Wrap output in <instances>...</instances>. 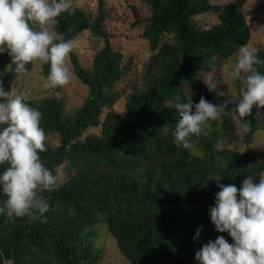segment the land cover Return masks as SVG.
Instances as JSON below:
<instances>
[{"label": "trees", "instance_id": "trees-1", "mask_svg": "<svg viewBox=\"0 0 264 264\" xmlns=\"http://www.w3.org/2000/svg\"><path fill=\"white\" fill-rule=\"evenodd\" d=\"M247 0H230L224 5L210 0H147L151 7L149 24L143 37L149 42L152 61L158 71L148 75L146 87L130 95L124 115L109 110L101 122L104 106L114 100L111 87L124 72L122 54L112 51L104 36L102 20L106 12L91 24L90 15L81 8L63 12L54 30L65 40L91 29L105 38L104 48L93 61V74L73 59L78 78L90 87V94L72 116H64V102L54 93L41 100H25L42 113L45 133L56 131L60 144L39 153L46 167L53 170L65 160L78 159L75 174L44 197L51 209L45 222L28 217L5 223L0 215V264H95L101 256L92 238L96 225L104 223L115 237L121 253L130 264H200L197 250L209 240L224 236L211 221L210 207L220 191L217 180L238 189L248 175L259 182L264 161L245 164L235 150L215 151L213 139L202 135L197 147L205 151L199 157L178 147L173 132L179 115L165 107L182 81L196 87L204 96L216 94L200 78L206 65L228 58L251 38V30L243 13ZM214 10L219 23L203 28L192 18ZM104 21V20H103ZM138 21V17H136ZM104 24V23H103ZM173 34L174 40H163ZM264 60V50H257ZM0 63L10 69L2 80L6 91L17 76L11 57L0 54ZM27 69L30 70L31 64ZM264 74V65L256 66ZM151 68V67H150ZM50 65L45 64L48 75ZM233 109L235 105L231 104ZM230 107L224 106L222 118L227 124ZM251 131L249 142L258 128L252 114L244 118ZM102 126L99 135L79 140L90 127ZM7 165H0L2 173ZM5 196L0 194V206ZM202 228L198 239H194Z\"/></svg>", "mask_w": 264, "mask_h": 264}, {"label": "clouds", "instance_id": "clouds-1", "mask_svg": "<svg viewBox=\"0 0 264 264\" xmlns=\"http://www.w3.org/2000/svg\"><path fill=\"white\" fill-rule=\"evenodd\" d=\"M71 8V0H0V54L7 53L17 74L26 73L28 64L40 62L50 65L46 89L63 87L70 82L66 58L74 44L54 30L58 17ZM264 65L255 48L242 45L232 66V79L239 82V96L230 101L235 105L231 115L234 121H243L254 106L264 108V74L256 67ZM209 91L216 85L205 79ZM179 115L173 132V142L189 150L190 155L201 156L196 147L199 138L212 128V121L221 119L223 109L201 96L194 103L170 105ZM193 109H195L193 111ZM39 108L24 102L22 95H12L0 81V165H7L0 173V194L6 197L0 206L5 223H15V218L45 222L51 209L50 197L43 193L59 187V169H49L39 153L47 151L46 133L41 126ZM242 138L251 131L250 123H236ZM217 180L220 189L215 194V204L210 207V217L218 232L224 236L209 240L196 251L200 264H264V172L256 183L252 175L243 180L241 188L225 185ZM198 228L194 239H198Z\"/></svg>", "mask_w": 264, "mask_h": 264}, {"label": "rangeland", "instance_id": "rangeland-1", "mask_svg": "<svg viewBox=\"0 0 264 264\" xmlns=\"http://www.w3.org/2000/svg\"><path fill=\"white\" fill-rule=\"evenodd\" d=\"M228 1L230 0H210L212 4L219 5H224ZM76 7L90 15L91 24L99 15L100 8L106 12L103 17L104 21H101L105 29L104 36L110 41L112 51L122 54L121 66L125 69L122 77L111 87L114 100L110 106L103 107L100 118L102 122L111 109L124 115L130 95L145 89L148 75L152 71H158L155 62L152 61L155 51L151 50L148 40L143 37L144 28L149 24L151 7L147 0H71L70 9ZM243 13L252 34L246 45L256 50H264V0H247L243 7ZM136 17H138V21H136ZM192 20L203 28H210L219 23L218 14L214 10L197 15ZM174 39L173 34H164L163 40L173 41ZM71 41H73L74 48L66 58V66L70 74V82L67 85L46 89L44 87L47 82L45 64L36 62L31 64L30 70L26 73L17 74L10 87L12 95H22L25 100H41L54 93L64 102L62 114L64 116L74 115L89 96L90 87L76 75L73 59H77L89 74H93L94 57L104 48L105 38L96 35L91 29H86ZM237 52L228 58L206 65L201 71V80L207 79L214 83L216 94H212L211 97L204 96L196 87L187 81H182L175 95L166 102L175 105L178 102H187L191 96L192 101L198 103L200 97L203 96L209 102L220 105L222 109L224 106L230 107L228 123L224 124L221 116V119L211 122L212 128L207 129V134L204 136L214 138L213 149L215 151L235 150L242 154V158L245 159L243 163L250 166V164H259L264 161V108L253 107L251 114L257 122L258 128L252 134L250 141L246 142L245 135L240 138L237 133L236 123L242 124V121H234L231 115L233 107L230 101L233 99V95L239 96L240 90L239 82L233 80L231 76ZM9 69V63H0V81L4 79ZM101 131V125L90 127L79 140H86L94 134L99 135ZM46 143L52 147L58 146L60 144L59 134L56 131L47 132ZM197 148L201 155L205 153L203 149ZM78 161V159H71L63 162L59 167V184H63L75 174L78 169ZM95 230V236L91 241L95 247L102 251L100 260L95 264H130L119 250L117 241L106 224L96 225Z\"/></svg>", "mask_w": 264, "mask_h": 264}, {"label": "bare ground", "instance_id": "bare-ground-1", "mask_svg": "<svg viewBox=\"0 0 264 264\" xmlns=\"http://www.w3.org/2000/svg\"><path fill=\"white\" fill-rule=\"evenodd\" d=\"M119 88V87H118Z\"/></svg>", "mask_w": 264, "mask_h": 264}]
</instances>
